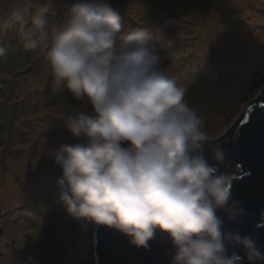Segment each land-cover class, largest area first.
<instances>
[{
    "label": "clouds",
    "instance_id": "obj_1",
    "mask_svg": "<svg viewBox=\"0 0 264 264\" xmlns=\"http://www.w3.org/2000/svg\"><path fill=\"white\" fill-rule=\"evenodd\" d=\"M52 3L0 4V40L37 8L23 46L46 51L53 92L67 88L79 102L73 114H54L74 140L52 161L67 214L114 228L137 247L147 248L157 230L167 233L172 264H239L238 254L226 255L225 241L242 245L252 264L264 260L253 239L222 231L217 209L235 218L231 178L217 175L203 155L217 136L185 102L187 88L165 71L147 31L122 34L121 16L107 0H77L52 23L45 15ZM6 50L0 42V56ZM211 156L222 161L223 150Z\"/></svg>",
    "mask_w": 264,
    "mask_h": 264
},
{
    "label": "rangeland",
    "instance_id": "obj_2",
    "mask_svg": "<svg viewBox=\"0 0 264 264\" xmlns=\"http://www.w3.org/2000/svg\"><path fill=\"white\" fill-rule=\"evenodd\" d=\"M5 2L0 0V4ZM76 2L53 0L46 12L50 22L63 20L68 7ZM107 2L121 16L122 34L138 27L147 31L161 65L187 88L185 102L203 117L211 134L226 133L246 104L262 91L264 0ZM150 9L154 11L149 14ZM37 11L33 8L26 17L24 31L31 27V17ZM11 31L0 40L9 48L14 37ZM18 43L15 38L8 65L3 62L0 67V189L7 196L1 198L0 192V226L5 230L0 234V264H59L41 258L32 249L49 232L51 219L58 224V233L50 240L53 252L89 264L87 236L79 231V220L69 216L57 201L56 181L61 171L52 164L61 144L74 142L54 114L57 109L73 114L72 105L79 102L67 88L53 92L46 51L25 50L23 41L17 48ZM250 45L255 48L251 50ZM255 50L253 57L250 53ZM87 112L92 114L90 108ZM67 226L69 234L61 233ZM74 236L73 246L69 239Z\"/></svg>",
    "mask_w": 264,
    "mask_h": 264
},
{
    "label": "water",
    "instance_id": "obj_3",
    "mask_svg": "<svg viewBox=\"0 0 264 264\" xmlns=\"http://www.w3.org/2000/svg\"><path fill=\"white\" fill-rule=\"evenodd\" d=\"M215 148L223 150L222 161L212 158ZM203 155L217 169V175L231 178L229 208L234 210L235 218L225 208L217 209L222 231L253 239L264 254V85L226 133L204 143ZM148 245L137 247L122 232L89 222V264H172L175 246L167 233L157 230ZM225 246L226 255L236 253L241 257L239 264H252L242 245L225 241ZM255 264H264V260Z\"/></svg>",
    "mask_w": 264,
    "mask_h": 264
},
{
    "label": "bare ground",
    "instance_id": "obj_4",
    "mask_svg": "<svg viewBox=\"0 0 264 264\" xmlns=\"http://www.w3.org/2000/svg\"><path fill=\"white\" fill-rule=\"evenodd\" d=\"M231 6H235V3H232ZM254 29V28H253ZM248 31H244V33H247ZM246 37V36H245ZM251 41V39H249ZM251 46V50L254 49L255 47L250 45ZM257 52V50L253 51L252 53V56L255 57L254 53ZM58 170H60L58 167H56ZM0 192H2V197L1 198H7V196L5 195L3 189H0ZM78 222V225H79V231L83 232L84 236H87V231L86 229L88 228V225H89V222L88 221H85L83 219H80ZM57 223L55 222V220L51 219L50 221V224H49V232H46V235L45 237L43 238V240L35 247H33V252L35 254H39V256L43 259H52V260H55L56 263H59V264H79V261L76 256V259H72L70 258L68 255H64L62 253H58L56 252V254L53 252V248H54V245L53 243L50 241L52 238H54L55 234L58 233L57 232ZM86 226V227H85ZM67 230V231H66ZM66 230H63L61 231L64 232L65 231V234L68 235L69 234V231H68V226L66 227ZM87 239V238H86ZM69 243H71V245L74 246V244L76 245V238L75 236L74 237H71L69 239ZM22 254V252L20 251L18 253V257H20ZM84 258H85V255H84ZM84 260V259H83Z\"/></svg>",
    "mask_w": 264,
    "mask_h": 264
},
{
    "label": "trees",
    "instance_id": "obj_5",
    "mask_svg": "<svg viewBox=\"0 0 264 264\" xmlns=\"http://www.w3.org/2000/svg\"><path fill=\"white\" fill-rule=\"evenodd\" d=\"M109 1V0H108ZM156 7H158V6H156ZM155 7V9L156 10H159V9H161V8H156ZM154 10H149V11H147V13H152ZM149 14H147V15H149ZM45 15H46V13H45ZM26 24L27 23H25V24H23V25H19L18 26V30L16 31V33H12L13 35H14V37H13V43H11L10 44V47L11 48H9V47H6V52L5 53H7L8 55L5 57V54H4V59L3 60H1V63H0V67H1V65L3 64V62H6L7 63V65H8V62L6 61V59H10V56H9V53L11 52V51H13V48L15 47V38H18V40H19V43H21V41H23L22 40V33H23V31H24V28L23 27H25L26 26ZM19 31V32H18ZM3 43V42H2ZM8 43H9V40H8ZM18 43V44H19ZM17 46V45H16ZM12 53V52H11ZM20 52H18V54H19ZM11 55V54H10ZM21 57V55H18V57ZM37 56H39V54H37ZM13 61V60H12ZM17 61V59L14 61V62H16ZM17 66H19V64H17ZM15 73H18V71H15ZM14 94V93H13Z\"/></svg>",
    "mask_w": 264,
    "mask_h": 264
},
{
    "label": "flooded vegetation",
    "instance_id": "obj_6",
    "mask_svg": "<svg viewBox=\"0 0 264 264\" xmlns=\"http://www.w3.org/2000/svg\"><path fill=\"white\" fill-rule=\"evenodd\" d=\"M5 232V230H3ZM3 233V232H2Z\"/></svg>",
    "mask_w": 264,
    "mask_h": 264
}]
</instances>
